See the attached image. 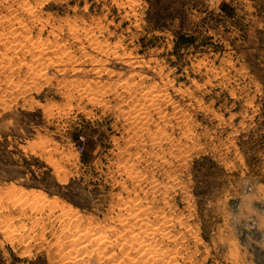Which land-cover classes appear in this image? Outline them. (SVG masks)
<instances>
[{"label":"rangeland","instance_id":"obj_1","mask_svg":"<svg viewBox=\"0 0 264 264\" xmlns=\"http://www.w3.org/2000/svg\"><path fill=\"white\" fill-rule=\"evenodd\" d=\"M14 12L29 30H0V264H68L83 232L121 262L135 214L175 264H264V0H0ZM149 92L161 108L136 117Z\"/></svg>","mask_w":264,"mask_h":264},{"label":"bare ground","instance_id":"obj_2","mask_svg":"<svg viewBox=\"0 0 264 264\" xmlns=\"http://www.w3.org/2000/svg\"><path fill=\"white\" fill-rule=\"evenodd\" d=\"M14 6V5H13ZM15 7H18V8H16L17 9V11L19 10V9H21V11H22V14L24 15L25 13L28 15V19L29 18H31V17H34V16H36L35 15V12L33 11V9L27 4V3H19V5L18 6H15ZM13 9V8H12ZM16 11V12H17ZM134 11V10H133ZM20 13L21 12H19V13H15L14 12V14H12V16H9V19H7V18H5L4 16H2L1 14H0V30H2V29H4V31L6 30L5 29V27L6 26H8L9 27V29H7V30H9L7 33L8 34H10V35H14V36H17V41L18 40H26L25 38H28L27 36L26 37H24V35H26L25 34V32L27 33V30H29V29H27V24H29V23H26L25 22V19H23V18H21V16H20ZM8 17V16H7ZM37 18V17H36ZM33 19H35V18H33ZM28 21V20H27ZM30 27V26H29ZM7 28V27H6ZM25 28H26V30H25ZM18 30H22L21 32H17ZM54 32V31H53ZM16 33H20L19 35H16ZM51 33V32H50ZM88 33V32H87ZM24 34V35H23ZM23 35V36H22ZM21 36V37H20ZM14 38V37H13ZM80 38V37H79ZM93 38V37H92ZM16 39H14L15 41H16ZM94 39V38H93ZM3 40V39H2ZM29 40H31L30 38H29ZM28 40V41H29ZM70 40V39H69ZM89 40H91V39H89ZM57 41V40H56ZM55 41V42H56ZM100 41V40H99ZM26 42H27V40H26ZM62 42V41H61ZM60 43V42H59ZM91 43H92V41H91ZM105 43V42H104ZM25 45H26V43H25ZM27 46V45H26ZM108 46V45H107ZM106 46V47H107ZM36 47H38V46H36ZM47 47V46H46ZM69 47V46H68ZM96 47V46H95ZM110 47V46H109ZM39 48H40V46H39ZM24 49V48H23ZM25 49H26V47H25ZM28 49V48H27ZM41 50H42V48H40ZM46 48H44V50H45ZM104 49V48H103ZM18 50V49H17ZM22 50V49H21ZM37 51H40L39 49H36ZM61 50H62V48H61ZM66 51H67V49H65ZM64 50V51H65ZM46 51V50H45ZM65 51V52H66ZM30 52V51H29ZM43 52V51H42ZM32 53H33V51H32ZM35 53H36V51H35ZM68 53V52H67ZM117 53V52H116ZM65 54V53H64ZM57 55V54H56ZM61 55V54H60ZM73 55V54H72ZM59 56V55H58ZM70 57V56H69ZM86 57V56H85ZM62 58V57H61ZM72 58V57H71ZM48 59V58H47ZM57 59V58H56ZM92 59H93V57H92ZM49 60H50V58H49ZM68 60V59H67ZM86 60V59H85ZM47 61V60H46ZM89 61V60H88ZM107 61V60H106ZM95 62H96V60H95ZM52 63V62H51ZM57 63H58V61H57ZM109 63V62H108ZM1 64V63H0ZM45 64V63H44ZM59 64V63H58ZM62 64V63H61ZM94 64V63H93ZM45 67V66H44ZM47 69V68H46ZM49 69V68H48ZM42 70H44V69H42ZM98 71H99V69H98ZM104 71V70H103ZM40 75V74H39ZM49 76V75H48ZM137 76V75H136ZM140 76H142V75H140ZM142 79V78H141ZM143 80V79H142ZM156 83V82H155ZM136 90V89H135ZM165 91V90H164ZM186 91V90H185ZM160 92V91H159ZM181 92V91H180ZM131 93H135V92H131ZM178 93V92H177ZM136 94V93H135ZM164 96L167 94H164V93H162ZM168 95V94H167ZM138 96V95H137ZM151 97L150 99H151V102H150V99H148L149 97ZM144 97H145V99H146V101H145V105H144V109L143 110H145L144 112L146 113V115H143V114H138V115H136V117H142V116H147V114H149L150 115V109H151V107H157V109L159 108H161V107H158V105L160 106L161 104H159V102L162 100V97H161V95H159L158 97L157 96H155V95H151V93L149 92L148 94H145L144 95ZM125 98V97H124ZM165 98H167V97H165ZM132 100H134V99H132ZM138 100V99H137ZM164 100H167V99H164ZM169 100V99H168ZM147 102V103H146ZM150 102V103H149ZM179 102V101H178ZM149 103V104H148ZM171 103V102H170ZM170 103H168V104H170ZM176 103V102H175ZM168 104H167V106H168ZM135 105V104H134ZM179 105V104H178ZM136 106V105H135ZM174 107H176V106H174ZM129 109V108H128ZM130 109H132V108H130ZM156 109V108H155ZM158 109V110H159ZM182 109V108H181ZM138 110V109H137ZM162 110V109H161ZM164 110V109H163ZM141 111V110H140ZM149 111V112H148ZM159 112V111H158ZM179 112H181V110L179 111ZM161 113V112H160ZM162 114V113H161ZM175 114V113H174ZM153 115V114H152ZM166 116V115H165ZM164 116V117H165ZM167 117V116H166ZM144 118V117H143ZM148 118V117H147ZM145 119V118H144ZM164 119V118H163ZM166 119V118H165ZM165 122H167V121H165ZM186 122H188V120L186 121ZM173 124V123H172ZM143 126V125H142ZM160 126V125H159ZM182 126V125H181ZM144 127V126H143ZM162 126H160V128H161ZM139 128V127H138ZM159 128V129H160ZM163 128V127H162ZM144 129V128H143ZM142 129V130H143ZM157 130V129H156ZM166 130V129H165ZM149 131V130H148ZM138 132V131H137ZM162 133V132H161ZM139 134V133H138ZM173 134V133H172ZM141 135V134H140ZM158 135V134H157ZM171 135V134H170ZM135 136V135H134ZM169 136V135H168ZM144 139V138H143ZM155 140V139H154ZM151 141V140H150ZM161 141V140H160ZM174 141V140H173ZM176 141V140H175ZM144 145V144H143ZM158 145V144H157ZM166 147V146H165ZM177 147V146H176ZM175 148V147H174ZM195 149V148H194ZM162 150V149H161ZM188 152V151H187ZM172 153H174V152H172ZM184 153V152H183ZM162 154H164V153H162ZM185 154V153H184ZM187 154V153H186ZM157 156V155H156ZM184 156H186V155H184ZM152 157V156H151ZM162 158V157H161ZM164 158V157H163ZM183 158V157H182ZM166 159V158H165ZM184 159V158H183ZM171 161V160H170ZM132 162V161H131ZM173 163V162H172ZM170 167H171V165H170ZM130 169V168H129ZM167 169H169V167L167 168ZM135 173V172H134ZM142 173V172H141ZM133 174V173H132ZM139 176H140V174H139ZM127 177V176H126ZM133 177V176H132ZM131 177V178H132ZM141 177V176H140ZM171 177V176H170ZM153 180V179H152ZM176 180V179H175ZM169 182V181H168ZM171 182V181H170ZM150 184H151V182H150ZM160 184V183H159ZM172 185V184H171ZM144 188V187H143ZM175 193V192H174ZM134 200V199H133ZM128 204V203H127ZM131 205V204H130ZM143 206H145V205H143ZM128 207V206H127ZM128 209V208H127ZM139 209H141V208H139ZM68 210V209H67ZM162 210V209H161ZM169 210V209H168ZM167 211V210H166ZM133 212V211H132ZM137 213V212H136ZM134 214H135V212H134ZM134 214H130V215H133L134 216ZM142 214V213H141ZM145 214V213H144ZM163 214V213H162ZM127 215H129V214H127ZM129 215V216H130ZM70 216V215H69ZM73 216H75V215H73ZM72 216V217H73ZM140 216L141 215H136L135 214V220L137 221V223H135V224H137V228H134L133 230H131L132 228H130L129 230H128V233H129V231H131V233L128 235V238H127V240H126V242H122L123 243V253L125 252L126 253V255H127V257L126 258H123L122 260H121V262H118L117 261V255L119 254H114V252H110V254L108 253L109 251H111L110 249H108V247L110 246V238L109 239H105V237H103L102 236V234L100 235V234H91V232H83V233H79V235L78 236H74V235H72L73 237L72 238H70L69 239V243L67 244L68 246H70V248H71V246L74 248V251H76L77 250V252L76 253H73L72 252V250H69L68 252H66V254H67V258H68V264H83V263H86L87 261H89V262H92L93 260H97L98 258H100V259H103V258H101L100 257V252H99V249H101V248H104V249H108L107 250V253H108V255L105 253V252H102V250H101V253H105L106 255H107V259H106V262H103L102 263V261H101V263L102 264H175V260H176V257H175V255H173L172 253H168V251L169 250H167L166 252L165 251H162L163 250V248H162V245L160 246L161 248H162V250L160 249V250H158V249H156V247H155V250H154V248H153V243H154V240H155V231L153 232V231H151L149 228H147V227H145V225L144 226H142L143 225V221H142V219L140 218ZM181 216V215H180ZM77 217V216H76ZM143 217V216H142ZM60 218V217H59ZM58 218V219H59ZM80 218V217H79ZM140 218V219H139ZM158 218V217H157ZM164 218V217H163ZM167 218V217H166ZM62 219V218H61ZM126 219V218H125ZM69 220V219H68ZM71 220V219H70ZM183 220V219H182ZM123 221V220H122ZM145 221V220H144ZM147 221V220H146ZM80 222V221H79ZM128 222V221H127ZM130 222V221H129ZM165 222V221H164ZM180 222V221H179ZM149 223V222H148ZM77 224V223H76ZM133 224V223H132ZM167 224V223H166ZM169 224V223H168ZM74 225V224H73ZM76 226V225H75ZM78 226V225H77ZM95 226V225H94ZM189 226V225H188ZM86 227V226H85ZM154 227V226H153ZM161 227V226H160ZM174 227V226H173ZM66 228H67V226H66ZM84 228V227H83ZM93 228V227H92ZM182 228V227H181ZM78 229V228H77ZM99 229V228H98ZM158 229V228H157ZM156 229V230H157ZM166 229H168V227L166 228ZM70 230V229H69ZM85 230H86V228H85ZM84 230V231H85ZM89 230V229H88ZM165 230V229H164ZM123 231V230H122ZM185 231V230H184ZM183 231V232H184ZM62 232V231H61ZM81 232V231H80ZM94 232V231H93ZM73 234H75V233H73ZM161 235L163 236V237H167V239H168V237H170L171 235H169V232L167 231V230H165V231H161ZM182 235V234H181ZM121 237V236H120ZM172 237H173V235H172ZM108 238V237H107ZM123 238V237H122ZM176 238V237H175ZM182 238V237H181ZM184 238V237H183ZM125 239V238H124ZM169 240V239H168ZM26 241V240H25ZM58 241H60L59 239H58ZM162 241V240H161ZM62 242V241H61ZM121 242V241H120ZM156 242H158V241H156ZM160 242V241H159ZM181 242V241H180ZM118 244H119V242H118ZM165 244V243H164ZM174 244V243H173ZM78 245V248H75V246H77ZM122 245V244H121ZM157 245V244H156ZM156 245H154V246H156ZM160 245V244H159ZM158 245V246H159ZM180 245V244H179ZM64 246V245H63ZM184 246V245H183ZM111 247H112V244H111ZM64 248V247H63ZM76 249V250H75ZM114 249V248H113ZM177 249V248H176ZM122 250V249H121ZM133 250V252H136V255L134 254V256H132V254H131V251ZM182 251V250H181ZM132 252V253H133ZM170 252H172V251H170ZM183 252V251H182ZM125 253H124V255H125ZM105 254H103V255H105ZM179 254V253H178ZM103 255H102V257H103ZM105 255V256H106ZM120 257H122V256H120ZM179 258V257H178ZM177 258V259H178ZM126 259H128V260H126ZM94 262V261H93ZM193 262V261H192ZM100 263V264H101ZM183 264V263H182Z\"/></svg>","mask_w":264,"mask_h":264}]
</instances>
